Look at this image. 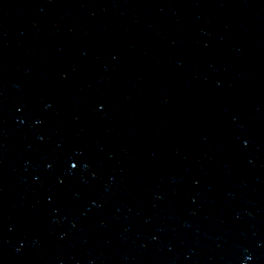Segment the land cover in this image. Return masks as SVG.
<instances>
[{
	"label": "water",
	"instance_id": "1",
	"mask_svg": "<svg viewBox=\"0 0 264 264\" xmlns=\"http://www.w3.org/2000/svg\"><path fill=\"white\" fill-rule=\"evenodd\" d=\"M203 7L225 264H264V0H203Z\"/></svg>",
	"mask_w": 264,
	"mask_h": 264
},
{
	"label": "snow or ice",
	"instance_id": "2",
	"mask_svg": "<svg viewBox=\"0 0 264 264\" xmlns=\"http://www.w3.org/2000/svg\"><path fill=\"white\" fill-rule=\"evenodd\" d=\"M72 167H73V168H75V167H76V165H75V164H73V165H72Z\"/></svg>",
	"mask_w": 264,
	"mask_h": 264
}]
</instances>
